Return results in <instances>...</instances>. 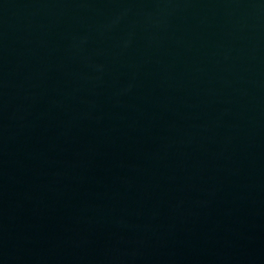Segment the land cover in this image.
Segmentation results:
<instances>
[{
  "label": "water",
  "instance_id": "obj_1",
  "mask_svg": "<svg viewBox=\"0 0 264 264\" xmlns=\"http://www.w3.org/2000/svg\"><path fill=\"white\" fill-rule=\"evenodd\" d=\"M0 264H264V0H0Z\"/></svg>",
  "mask_w": 264,
  "mask_h": 264
}]
</instances>
